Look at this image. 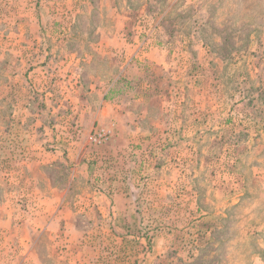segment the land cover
Here are the masks:
<instances>
[{
  "label": "rangeland",
  "instance_id": "374dc122",
  "mask_svg": "<svg viewBox=\"0 0 264 264\" xmlns=\"http://www.w3.org/2000/svg\"><path fill=\"white\" fill-rule=\"evenodd\" d=\"M0 264H264V0H0Z\"/></svg>",
  "mask_w": 264,
  "mask_h": 264
},
{
  "label": "built area",
  "instance_id": "2783aa9c",
  "mask_svg": "<svg viewBox=\"0 0 264 264\" xmlns=\"http://www.w3.org/2000/svg\"><path fill=\"white\" fill-rule=\"evenodd\" d=\"M110 133H111L110 129L101 128V129L95 131L94 136H93V140L96 142H102V140L106 139Z\"/></svg>",
  "mask_w": 264,
  "mask_h": 264
}]
</instances>
